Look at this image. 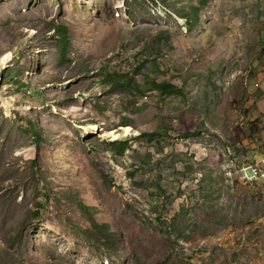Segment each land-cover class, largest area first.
<instances>
[{
    "label": "rangeland",
    "instance_id": "obj_1",
    "mask_svg": "<svg viewBox=\"0 0 264 264\" xmlns=\"http://www.w3.org/2000/svg\"><path fill=\"white\" fill-rule=\"evenodd\" d=\"M255 137L264 0H0V264H264Z\"/></svg>",
    "mask_w": 264,
    "mask_h": 264
},
{
    "label": "built area",
    "instance_id": "obj_2",
    "mask_svg": "<svg viewBox=\"0 0 264 264\" xmlns=\"http://www.w3.org/2000/svg\"><path fill=\"white\" fill-rule=\"evenodd\" d=\"M245 159L237 163L232 160L225 164L228 171V182L234 185H250L257 187L264 194V144L255 137ZM244 175H252V183H243Z\"/></svg>",
    "mask_w": 264,
    "mask_h": 264
},
{
    "label": "trees",
    "instance_id": "obj_3",
    "mask_svg": "<svg viewBox=\"0 0 264 264\" xmlns=\"http://www.w3.org/2000/svg\"><path fill=\"white\" fill-rule=\"evenodd\" d=\"M193 8H195V7H193ZM59 28H60L59 31L61 34V36L59 37V40L63 44V54H65L66 49H67L68 44H69V39L66 35L67 29L64 27H59ZM114 75L115 74L112 73V74H110V77H114ZM127 82H124V83L127 84ZM124 83H122V84H124ZM153 87L157 90H160V91H166L167 93H181L182 92V90L180 88H178L176 85L170 84V83H156L155 82ZM195 133H183L182 135H183V137H190L191 135H194ZM119 144H120V147L118 149V152L123 154L125 149L129 146V141L128 140H122V141H119ZM105 227L106 228L104 229V232H103V238L105 239V241L106 242L116 241V234L113 232H110L109 228L107 226H105Z\"/></svg>",
    "mask_w": 264,
    "mask_h": 264
},
{
    "label": "bare ground",
    "instance_id": "obj_4",
    "mask_svg": "<svg viewBox=\"0 0 264 264\" xmlns=\"http://www.w3.org/2000/svg\"><path fill=\"white\" fill-rule=\"evenodd\" d=\"M226 173L228 176V171ZM227 179H228V177H227ZM243 183H252V175H244L243 176Z\"/></svg>",
    "mask_w": 264,
    "mask_h": 264
}]
</instances>
